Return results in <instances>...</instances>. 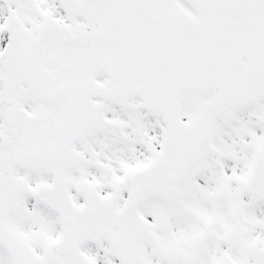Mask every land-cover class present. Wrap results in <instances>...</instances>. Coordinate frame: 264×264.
<instances>
[{
	"label": "snow or ice",
	"instance_id": "obj_1",
	"mask_svg": "<svg viewBox=\"0 0 264 264\" xmlns=\"http://www.w3.org/2000/svg\"><path fill=\"white\" fill-rule=\"evenodd\" d=\"M0 264H264V0H0Z\"/></svg>",
	"mask_w": 264,
	"mask_h": 264
}]
</instances>
